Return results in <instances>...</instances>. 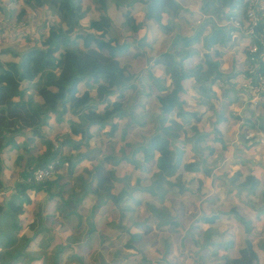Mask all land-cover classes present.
<instances>
[{"label":"trees","instance_id":"1","mask_svg":"<svg viewBox=\"0 0 264 264\" xmlns=\"http://www.w3.org/2000/svg\"><path fill=\"white\" fill-rule=\"evenodd\" d=\"M2 1L8 4L10 1L17 0H0V15L7 16L11 20H25L29 23L28 11L34 14L41 10H47V8H55V17L59 19V22L56 23L53 19L45 20L36 31L37 36L34 40L25 35L28 40L32 41V44L26 45V48L21 51L12 49H2L0 51L4 54L8 52L12 58L0 63V152L8 142L7 133L28 129L34 137L43 138L41 127L46 124V120L52 113H56L58 118L65 113L68 114L67 121H65L68 123L69 132L61 137H56L58 146L54 147L51 141L47 140L45 151L40 155L29 157L26 162L27 169H25V172L28 176L33 170L46 167L51 161L58 158L57 163L53 166V175L39 183L28 181L19 184L25 188H35L36 191L44 189L48 196L56 198V209L59 215L64 218L72 214L81 216L79 205H81V199L85 194L96 195L100 200L98 201V203H101L100 206L103 205L102 207L107 206L109 208L107 214L116 212L118 214L121 210L120 214L124 216V210L137 211V206L135 208L129 206L125 209L119 207V203L128 192L126 186L117 189L118 180L114 166L118 164L119 158H117L118 161L115 159L112 160V163L107 164V161L112 158L111 154H103L102 158H99L93 164L92 169L88 172L89 177L70 176V183L74 179H81L83 185L80 187V194L73 193L71 198L68 193L66 194L65 189L63 191V187H59L58 191H53L52 188L58 185L62 178L63 162L68 161L65 170L70 175L75 162L70 154H62L60 147L67 145L77 148L83 142L87 144L88 137L93 136L90 131L92 125L98 126L100 129L110 126L107 133L111 136L114 135L118 125L117 120L122 119L126 112L124 108L126 91L135 89L134 74L121 63L117 52L126 50L128 39H133L135 42L134 55L143 56L144 52L141 45L145 33L142 34L141 38H136V33L153 24H158L164 32L169 33V31H172L171 28L174 29V26L164 22L163 17L167 11L176 14L179 9L178 2L176 0H110V7H107L105 0H20L21 5L17 9L12 8L9 12ZM88 1L92 2L91 10L86 9ZM217 1L222 6H227L228 3L230 6L238 3L241 8L243 7L242 0ZM141 4L145 9L141 14L142 18L137 19L134 12L140 8ZM121 8H125L123 14L120 13L122 16L120 27L123 29L117 27L113 17V13ZM217 10H220V8ZM221 11H218V13ZM80 23L86 28L79 27L78 24ZM4 27H7V25H4ZM259 27L260 30H263L264 24ZM206 29V27H203L201 30ZM199 32L197 28L196 30L193 29L191 36H181L180 33H175L173 42L175 44L182 42V46L173 49L170 53L164 52L159 55L158 60L163 64L164 74L157 79L156 85L160 92L165 93V96L160 93L154 95L161 113L157 116V126L153 133L146 137L138 132L134 139L139 136L144 137L145 140L144 142H135L132 139L133 143L127 141L130 135L125 128H122L118 133L120 140L132 147L129 153L130 157L124 154L121 147L119 149V152L122 153L121 157L133 162L136 166H140L137 159L143 158L145 160L143 164L145 167H141L140 174L136 178L138 183L146 180L141 172H148L153 166L151 183L146 189L154 195L159 196L162 194L160 191H162L161 184L163 182L170 184V178L182 176V173L177 171L181 167L180 163L184 161L186 153L176 145L182 134L185 135L186 144L190 141L193 152L198 153V150H202L203 153L205 152L203 150H206L208 146L205 144L206 142L204 143L206 134L204 131H198L195 125L187 128L173 116V112L183 104V101L178 99L177 92L185 90L183 88L184 81L195 80L207 96L209 95L207 92L210 91L209 85L221 75L218 69L219 53L217 51L213 57L210 56L209 51H206L203 54V60L199 64L191 66L190 69H183L181 61L197 53L195 49L187 48L192 42L198 41ZM229 42L230 36L224 31V28L215 25L204 39L207 48L215 44L224 45ZM16 58L18 61H16ZM165 76L174 85L171 90L177 87L174 91L176 94H166L167 87L160 85V80ZM31 83L35 86L34 94L38 99L35 105H33L31 99L24 98ZM207 85L208 87H206ZM90 89H95L97 95H90ZM164 113L168 114L164 115ZM250 116L249 122L254 124L258 119L252 117L253 113H250ZM73 135H80L79 141L71 139L70 136ZM183 144L185 145V143ZM57 154H59L58 157ZM205 155L207 156V154ZM191 164L185 163L184 168L197 174L200 172L205 178L209 177L210 167L205 157L202 156L199 161H193ZM29 166L32 167L29 168ZM1 170L2 163L0 159V172ZM196 180L198 183V177H196ZM245 180L246 183L251 180L253 182L255 178L252 175H247ZM70 183L66 184L70 185ZM202 184V181L199 180L196 189H187L186 191L183 189L181 192H189V194L196 192L198 194V187H201ZM89 185H93V188H90ZM3 188L4 183L0 177V191ZM64 195L67 196V199H64ZM14 196L11 194L6 204L0 205V264H14L13 262L16 261L12 252L14 250L17 256L29 257L30 255L29 252H22L23 249L20 248L24 247L25 244L20 245V238H16L14 235L20 227L16 216L23 210V200L19 197L20 200H17ZM173 201L174 204L179 203L180 207L182 201ZM173 201H171V205ZM6 211H9V214L14 216L15 219L9 222V227L3 228L5 223L3 215ZM145 211L142 215H137V218L132 222V224L141 225L144 229V231L141 229L138 233H133V240L137 241L142 237V232L150 230L151 222L154 220L148 216V212L154 213L156 217H159L160 214L153 207L147 209L148 212ZM175 214H180V211H172L169 213L168 219L160 220L157 225L171 226L173 229L180 231L182 222H180V217L174 218ZM203 218L204 224L198 223L197 218L192 229H200L205 224L213 222L215 215L204 216ZM209 235L210 232L205 236L207 242ZM126 238L125 242H130V239ZM21 239L26 242L27 237H21ZM187 240L194 245L198 242L193 237V233L187 237ZM80 241V239L75 238L72 242L77 243ZM228 241H230L229 245L225 244V247H231L234 243L233 240ZM63 243L59 244L58 247L60 248ZM133 247V245L127 244L125 249L129 251ZM123 250V246L118 245V248L112 251V255L115 257L122 256L124 255ZM238 253V259L235 260L223 255L216 264H256V255L250 245H242L238 249ZM141 259L143 260L142 264H149L144 254H142ZM98 264L111 263L99 260Z\"/></svg>","mask_w":264,"mask_h":264},{"label":"rangeland","instance_id":"2","mask_svg":"<svg viewBox=\"0 0 264 264\" xmlns=\"http://www.w3.org/2000/svg\"><path fill=\"white\" fill-rule=\"evenodd\" d=\"M106 5L110 6V0H105ZM2 3L9 9V12L11 11L12 8L17 9L19 5H21L20 0L17 1H10L8 4H5L4 1ZM92 2L88 1V4H86V9L91 10ZM191 10V11H190ZM125 11V8H121L117 10L116 12L113 13V17L115 19V23L117 27H120V22L122 21V16L120 13L123 14ZM144 12V6L142 4L140 5V8L136 10L134 13H136L137 18H142V13ZM37 13V16H36ZM36 13H32L28 11V19H30V22H26L27 28L22 29V30H13L14 28L11 27L10 23L6 22L3 23L1 21L2 18L5 20H11V18H8L7 16H1L0 15V50L2 49H9V50H16V51H21L24 48H26V45L29 46L32 44V39H36L37 33L36 31L41 27L43 22L47 19H53L55 20L56 23L59 22V19L55 17L56 9L51 8L47 10H41ZM169 18L168 24L174 26V29L171 28L172 31H169L171 34L172 33H180L181 36H191L193 34V29L197 28L198 21L196 24L194 21H192L195 18V13L192 11V9H188V4L184 3V7L182 8L181 12H177L174 14V12ZM85 15V14H84ZM138 18V19H139ZM177 19V20H171V19ZM167 20V18H166ZM171 20V21H170ZM187 22V25L183 23V21ZM182 23L183 26L180 28H176V26H180ZM4 25H7V27H4ZM83 24L80 23L78 24L79 27L81 28H86V26H82ZM2 27V28H1ZM190 27V28H189ZM120 29H123L120 27ZM178 29V30H177ZM8 30V31H7ZM127 30V29H126ZM196 30V29H195ZM15 33H14V32ZM145 35L144 38L142 39V45L141 48L144 52L143 56H138L134 57L133 52L135 51L134 49V41L132 39H128V49L126 50H121L123 51L122 54L120 55L121 63L124 64V66L129 69L131 72H133L134 76V87L135 89L133 90H127L125 94V103H124V108L126 109L123 118L120 120H117L118 125L115 129V133L113 136L109 135L107 132L109 130L110 126H105L104 129H100L98 126H91L90 131L92 133V137H88L89 141H87V145L82 146V152L84 153L82 155L77 154L76 157L75 154L78 151V148H73L71 146L63 145L60 147L61 153L64 155H71L73 158H79L81 156V159L78 163H74L72 167V176L76 177L79 175L80 177H89V170L92 169L93 163L97 161L98 158H100V154L104 150V154H111L112 158H110L107 161V164L112 163V160H115L119 158V160H123L122 153L119 152L118 148L122 146L124 150V154L130 157V149L131 146L126 145L123 141L120 140L118 133L122 128H125L126 132L132 133L134 136L139 133H142L144 136L149 137L155 127L157 126V116L160 115L161 109L159 108L158 103L156 102V99L154 98V94L160 93L165 96V93L160 92L157 89H154V84L155 80H151L150 76H147V73L149 71V58H156L161 52L160 50L154 49V42L152 41V33L155 35V37H163L164 35L168 34L167 32H164L163 29L157 30L153 28V25H148L145 28ZM113 33V32H112ZM10 35V36H9ZM25 35H28L31 40H28ZM142 35H138L139 38H141ZM10 37V38H8ZM199 41L202 40L201 36H199ZM171 41H173V37L171 38ZM201 43L197 42H192L190 45H188L187 49H198V51H205V47L201 45ZM178 45L182 46V42H178ZM160 51V52H159ZM121 53V52H118ZM12 58L6 52L4 61L6 60H11ZM16 61L18 59L16 58ZM152 61V60H151ZM3 62V60H2ZM132 62L133 64H129ZM139 67L137 69L136 67ZM231 67L230 65L227 66V69ZM135 70H138L136 73ZM162 80H160V84H162ZM157 83V81H156ZM163 85V84H162ZM235 87L238 85V81L235 79L234 82ZM173 84L170 82L168 84V92L170 95L174 94V92L171 90ZM188 86L184 91H179L177 92L178 99L183 101V104H181L180 108L175 110L173 112V116L177 118V120L180 122H194L198 121L201 122L202 124L204 123L205 127L202 126V124L198 125V131L203 130V131H209L212 130L210 128H214L216 126V118L220 115L217 112H212V111H217L218 108L220 107V103H226L225 98L222 95V93H217L219 90L215 88V93H210L209 95H205L204 91L202 89H199L198 83L194 80V83H191L188 81ZM35 86L33 83L29 85L28 91H26L24 98L25 99H31L33 100L32 96H34L35 100L37 99L35 93ZM177 87H174L176 89ZM208 93V92H207ZM90 95L96 96L97 91L95 89H90ZM227 96V95H226ZM214 97H218L217 101H215ZM35 102V101H34ZM33 103V101H32ZM210 105H212V109H210ZM208 110L207 112H203V117H199L198 113L200 112L201 109L204 107ZM227 107L231 108L230 111L232 112V105L231 103L226 105ZM211 110V111H210ZM168 113H164V115H167ZM72 116V115H71ZM69 116V117H71ZM68 118V114L61 115L59 118L56 113H52V115L46 120V125L43 127V138H36V143L33 148L28 147V149L23 153L24 155V161L25 158H28L27 155L29 154H37L39 149H43V146H45V143L47 140L51 141L54 147L58 146V140L56 136H61L60 134L63 131V127H68V124L65 122V120ZM71 119V118H70ZM189 128V127H187ZM67 131V129H66ZM218 131V130H217ZM236 131V130H235ZM61 132V133H60ZM233 133V132H232ZM193 134V133H192ZM220 135V132L218 133ZM238 134V133H237ZM191 135V134H190ZM232 135V134H231ZM33 136V135H32ZM212 136L215 137L216 134L212 133ZM236 137L235 133L231 136ZM80 135H73L70 136L71 139L74 141H79ZM221 137L226 138V134L223 132L221 134ZM130 137H128L127 141L129 140ZM46 139V140H45ZM135 142H144V137H136ZM212 137L210 139L204 138V143L205 141H211ZM187 140L185 138V135L182 134L179 138V141L176 143V145L180 148L183 147V149H186L188 151L187 154H191L190 150V141L186 144ZM237 142V141H235ZM130 143H133V141H130ZM185 143V145H183ZM208 143V142H206ZM205 143V144H206ZM209 144V143H208ZM207 144V145H208ZM88 146V147H87ZM87 147V149H86ZM112 147V148H111ZM36 150V151H35ZM81 151V150H80ZM207 152V151H205ZM240 153V152H238ZM240 156L242 154H237L236 156ZM59 154H57V157ZM114 156V158H113ZM90 157V158H89ZM23 159V158H22ZM200 157L199 154H194L192 157H188L187 160L184 158V161H182L180 164L181 167H179V170L177 171L178 173H182V176L178 177H172L170 178V184L167 182H163L161 184L162 193L161 195H154L152 192H149L147 187H149L151 183V176L152 172L154 171L153 166L149 169L148 172L145 171V173L142 171V175L146 177V180L144 182L140 181L139 183L137 182L136 178L140 174L141 167H145L143 165L145 163V160L143 158L137 159L138 163H140V166L132 165L131 163H128L127 160L125 162V167L127 170V177L125 178H119L118 182L119 184H123L127 188L128 194L124 196V200L119 203V205H128L131 208H135L137 206L138 210L137 211H132V210H124V216L120 217V211L112 214H106L108 213L109 208L107 206H104L101 208V213H105L107 223L100 224L102 222V216L103 215H95L97 212V208L93 209V212L91 213V216L95 217L96 222H94L93 229L90 231V237H87L83 239L81 242H77L75 246H71L70 242L67 241L68 243L64 244L56 253V256L53 255V257H49L47 254L45 258L42 260V264H51L54 259H56L54 262L55 264H98V261L101 260V262H110L111 264H142L143 260L141 259L142 254L145 255L146 259L148 260L149 264H216L219 260V254L221 253L222 250L225 249V244L229 245L230 241H224L220 246H216L215 244H210L209 240L208 242L206 241L204 235L201 234L200 229H192L193 223L197 220L198 216V200L194 199L196 195L194 193L189 194V192L185 193H178L179 187L182 186L183 189H196L198 186L196 177H198L197 173H194L193 171L186 170L184 168L185 163H192L193 161H199ZM210 159V157H209ZM207 159V163L212 165V161ZM21 160H17L16 166L13 169H7V170H14L17 168L18 170L21 168L19 165V162ZM55 161L57 163L58 158H55ZM68 161L63 162V169L67 167ZM124 164V161H123ZM227 162H225V165ZM192 165V164H191ZM249 165L246 164V167ZM20 167V168H19ZM116 168V166H114ZM227 165L221 169L225 170ZM119 168V167H118ZM8 172V171H7ZM20 173V171H18ZM231 172L230 175H233ZM117 174V173H116ZM7 177L5 176V179L8 180L10 178L11 173H6ZM63 177H66L67 181L71 179L69 175H67V172H64ZM233 177V176H232ZM235 177V176H234ZM14 178V179H13ZM10 179V186L17 191H19V183H27L26 178H22L21 176L19 179H17V176L13 177ZM227 178V177H226ZM235 178L232 179V186H236L237 188H240L241 185L239 182H234ZM16 182L18 184H16ZM257 182V181H256ZM255 181L249 182L247 184H250V186L255 187L257 185ZM67 185V186H66ZM63 187V191L65 189L66 194L68 193L69 196L71 194L76 193L80 194V187L83 185L81 179L77 178L71 181L70 185L66 184ZM141 186V187H140ZM10 187V188H11ZM66 187V188H65ZM88 187V186H86ZM151 187V186H150ZM153 187V186H152ZM151 187V188H152ZM216 187H220V184L215 181L213 185L211 186L212 188V193L216 191ZM8 189V191H11V189ZM139 188V189H138ZM53 191H58L55 190V188H52ZM210 191V189H209ZM16 191L12 192L11 194H15V198L18 200V196H16ZM90 194H86L84 197V204L83 206L81 205L80 212L84 213L87 215V211L89 210L87 199L89 198ZM22 198V209L23 206L30 207L29 205L36 204L37 200V194H32V195H24L20 194ZM198 196V194H197ZM212 196L211 193H208L205 197V200L202 201V204L204 207H207L206 199L210 198ZM170 198V199H169ZM182 199L186 202V206L184 207L183 211H185L186 208L188 211V218L184 224L181 226V230H175L171 226H158L157 222L160 220L164 221L168 218V211L172 212H179L181 211V208L176 204H174L173 199ZM43 200V197L41 198ZM168 200H172L173 203L172 205L168 202ZM40 201V200H38ZM183 202V201H182ZM206 203V204H205ZM196 207L194 209L192 208V205H195ZM109 206H111L109 204ZM183 206V204H182ZM154 208L155 211L159 212V217H156L154 213H149L147 209ZM146 210V211H145ZM148 212V216L152 217L154 221L151 222V228L148 231L142 232V237L140 239L133 240L132 239V233H138L140 229H143L141 225L139 224H134L129 226V233H128V238L130 239V242H125V246H123L124 250V255L122 256H113L112 251L114 249L118 248V245H116V238L114 237V231L118 226L124 225V229H127V223L133 219V215L135 218H137V215H142L143 212ZM154 211V212H155ZM30 214V213H29ZM118 215V216H117ZM5 223L8 224L9 222L13 221L15 219L14 216H11L9 214V211H6L3 215ZM89 217V214L88 216ZM110 217H112V220H108ZM231 217V216H230ZM18 218V216H16ZM72 218V217H70ZM74 218V217H73ZM47 221L50 218H46ZM88 219V218H87ZM55 220V218H54ZM81 221H84L83 218H81ZM26 222V220H24ZM38 222V220H37ZM54 225V224H53ZM82 227V226H81ZM80 225L76 227V230H79ZM102 228L104 229L105 233V238L100 241V237L98 238V233L97 231ZM224 228V224H222L220 227ZM20 227L18 228V230ZM195 230V231H194ZM193 233V237L198 241L195 245L191 244L188 242L187 237ZM209 233V232H208ZM222 236V235H221ZM109 237V238H108ZM213 238V237H212ZM211 238V239H212ZM38 242L35 238L30 239L27 241L24 245V247H21L20 249H27L29 250L28 252L30 253L29 257H26L24 255H16L15 250L12 251L16 258L13 263L14 264H23L21 261H26L27 258L29 260L27 261L26 264H36L35 262V257L40 255V244L42 242V238ZM212 241H218V238L212 239ZM207 242V243H206ZM206 243V244H204ZM68 244V245H67ZM127 244H131L134 247L130 248L129 251L125 249L127 247ZM147 244V245H146ZM203 245V246H202ZM214 245V246H212ZM15 246V245H14ZM17 246V245H16ZM69 250V253H66V250ZM131 252V255H130ZM217 254V255H216ZM260 253H257L259 255ZM126 255H128L126 257ZM223 256H221L222 258ZM257 257V256H256ZM236 258V257H235ZM262 263L264 264V256L260 257ZM238 259V257H237ZM257 262V261H256ZM257 264V263H256ZM260 264V263H259Z\"/></svg>","mask_w":264,"mask_h":264},{"label":"crops","instance_id":"3","mask_svg":"<svg viewBox=\"0 0 264 264\" xmlns=\"http://www.w3.org/2000/svg\"><path fill=\"white\" fill-rule=\"evenodd\" d=\"M176 1L179 4L178 12L179 11L181 12L182 8L184 7V3H186L188 4V9H192V11L195 13V18L192 21H194L195 24L198 21V25H197L198 32L201 31L199 32V35H198V43H201V41H199L200 39L199 36H201V39H203L201 45H203L206 49L204 52L198 51V49H195L197 53H195L193 56L189 58L183 59L181 61V65L183 69H190L191 66H194L197 63L199 64L203 60V54L206 51H209V54L211 57H213V55L217 51L219 53V56H218L219 68L218 69L221 72V75L220 77L214 79V82H212V84L209 85L210 91H208V94H210L211 92L215 93V88H217V90H219V92L217 93H222V95L225 98V102H226L225 104L223 102L220 103V107L218 108L217 111H212V112H217L220 114L216 118V125H219V126H216L215 129L210 128L212 130H209L207 132L204 131L206 133L204 138L210 139L212 137V140L210 142L205 141V142H208L209 144L206 143L208 144L207 149L203 151H207V152L202 153V150H198V153H196V152H193L190 148L191 154L189 155L187 154L188 151H186V149H183V147H180V149H182L186 153L184 157L186 160L188 157H192L194 154H199L200 159L202 156L205 157L206 159H209L210 157L209 160L212 161L213 163L212 165H210L211 167H210L209 177L205 178V176L202 173L198 172V184H199V180H201L203 184L201 187H198V196L196 192L195 193L193 192L196 195L194 199H196V201L198 200V216H197L198 223L204 224L205 222L203 220L204 216L215 215V219L213 220V222L205 224L203 227L200 228L199 231H201V234H205L204 237L207 235L208 232H210L209 242L210 244H215L216 246H220L222 243H224V241L233 240L234 243L231 245V247L229 246L225 247V249L222 250L221 253L219 254V257L226 255L236 260L237 257L239 258L238 249L242 245L248 244L250 245L254 254L257 256L256 263L263 264L260 257L264 256V115L260 116L258 120L254 122V124L250 123L249 119L251 117L250 113H252V110L249 109L247 106L243 105L242 95L239 92L238 85L237 87H235L234 85L235 70L238 67L243 66L245 64V59L243 58V55H242V48L246 44L247 41L244 38H240L235 42L230 37L229 43H225L224 45L215 44L210 48H207L204 43L205 36L210 33L211 28L214 25L218 27V22L221 16L226 13H230V12H232L233 14L237 13L239 9V5L238 3H235L234 5L230 6L228 3L227 6H222V4L218 3L217 0H209V1H206V0H176ZM107 7H110V6H107ZM218 8L222 10L220 13H218V11H220V10H217ZM172 14L173 13H171V11L165 12L163 21L169 22L168 19L171 18L170 16ZM171 20H177V19L173 18ZM183 23L187 25L186 20L183 21ZM181 26H183L182 23L180 26H176V27L177 28L179 27L181 29ZM203 27H206L207 29L201 30ZM153 28L157 30L161 29L158 24H153ZM224 31L226 30L224 29ZM143 33H146L144 29L138 31L135 37L139 38L138 35L140 36ZM174 34L175 33L171 34L169 32L168 34H166V36L164 35V38H163L161 36L155 37V35L152 33L151 38L155 45L154 49H157V48H158L157 50L161 49V52L159 51L160 53H164V52L170 53L173 49L180 47L181 45L175 44L173 41H171V38L173 37ZM133 43L135 45V42ZM119 52L121 53L117 52V54L123 53V51H119ZM4 55H6V53L4 54L0 52V63L4 62V58H5ZM159 55L156 58L154 57L153 59L152 58L148 59L149 60V67H148L149 71L147 73V76L151 75L150 76L151 80H155L154 89H157V90H158V87L156 85V81L157 79L161 78L164 74L163 64L158 60ZM135 57H138V56L134 55V57L132 58L134 59ZM118 58H120V55L118 56ZM129 64L132 65L133 63L130 62ZM228 65H230L231 67L227 69ZM136 68L139 69L138 66ZM134 71H136V73L138 72V70H135V69ZM161 80L163 81L162 82L163 85L162 84L160 85L167 87L168 89V84L171 82L169 78L165 76ZM188 81L191 83H194V80L184 81L183 82L184 89L189 87ZM198 86H199V83H198ZM206 87H208V85ZM172 91L174 92L175 89H173ZM168 93L169 92L167 91L166 94ZM156 94L157 93L155 92L154 95ZM174 94L176 93L174 92ZM32 98H33L32 100L33 105H35L38 99L35 100L34 96H32ZM214 99L215 101H217L218 97H214ZM229 103H231L232 105V112L230 111L231 108L226 106ZM210 109L213 110L212 105H210ZM203 112L208 113V110L206 109V107L200 110V112L198 113L199 117H203ZM180 123H182L185 127H190L191 125H195L197 129H198V125L202 124L201 122H198V121H194V122L180 121ZM45 125L46 124L42 125L41 127L42 133H43V127ZM204 125L205 124L203 123L202 126ZM62 129H63V131H61L62 133L60 132L61 136L69 132L68 127H63ZM217 130L220 132V135L217 134L218 133ZM200 131H203V130H200ZM223 132L226 134V138L221 137V134ZM212 133H215L216 136L213 137ZM234 133L236 137L234 136L232 138L231 136ZM248 133H251L252 136L249 138L248 137L246 138V135ZM7 137H8L7 138L8 142L4 145L2 151L0 152V159L2 163V170L0 172V177L4 183V188L0 191V205L6 204V202L9 200L11 196V193L14 191H16L15 192L16 196H18L21 199L23 197H21L20 194L32 195L34 193L35 194L38 193L36 204L34 203L32 205H29L30 207L23 206L22 212L17 215L18 216L17 220L20 225V229L17 232L15 231V234H14L16 238H20V241H21V243H19L20 245L25 244L27 241H29L32 238H35L38 242L41 240L40 238H42V242L40 244V255L34 258L36 264H42V260L43 258L46 257L47 254L49 255L50 258L53 257V255L56 256V253H58L59 249L64 244L68 243L67 241L70 242L71 246H75L77 243L72 242L75 238H78L82 241L83 239L90 237V233H91L90 231L93 229L94 222H96L94 216L90 217L91 213L93 212L91 211L92 209L97 208V212L95 213V215H103L102 216L103 219L100 224L108 222L106 219V216H104L107 214V212L106 214L101 213V208L103 205L100 206L101 203H98V201L100 200L94 194H90L89 198L87 199V203H88L87 208L89 209L87 213L89 214V217H87L88 214L85 215L84 213L81 212V216H75L72 214L69 217L64 218L59 215L56 209V198L54 197L52 198L48 196L47 192L44 189L36 191L35 188H30V187L25 188L24 186L20 184H19V191H17L15 187L12 188L10 184H8V182H10V179H12L15 176H17V179H19L20 176L24 179L27 175L25 172V169H27L26 162L28 158L31 156L40 155L43 151H45V146H43V149H39L38 151L35 150L36 152H38L37 154L27 155L28 158H25V161H24V155L20 151L25 153L28 147L33 148L36 143L35 141L36 139H34V136H32L31 131L28 129L15 131L14 133H7ZM132 139H134V135L130 133V138L128 141H132ZM84 145H87V144L83 142L81 145L78 146L79 149L76 152L74 157H76L77 154H80V155L84 154V153H80L82 152L83 150L82 146ZM121 147L122 146H120V148ZM120 148H118V150ZM103 154H104V150L100 154V158H102ZM204 154H207V156L206 155L204 156ZM237 154H242V155L236 156ZM18 159L21 160L19 162V165L21 166V168L19 167L20 168L19 170L17 168H15L14 170H7L8 168L13 169L14 167L12 166H16ZM73 159L76 163H78L81 159V156H79V158H73ZM123 161H124V164H123ZM125 161L126 159L119 160L118 164L115 165L116 173H117L116 174L117 180L120 177L122 179L127 177L128 172L126 170L125 163L128 162L134 165L133 162H130V161L125 162ZM225 162H227L226 164L227 167L223 171L221 169H223L226 166ZM246 164H248L249 166L246 167ZM31 167L32 166H29V168ZM29 168L28 170H30ZM18 171H20V173H18ZM61 171L63 175H64V172H67V170L65 169H61ZM231 172H234L232 173L233 175H230ZM6 173H11V176L10 178H8V180L5 179V176L7 177ZM63 175L58 185L54 187L55 190H58L59 187L64 186L68 182L70 183V180L67 181L66 177H63ZM67 175L72 176L68 174V172H67ZM247 175H252L255 178V182L257 181L256 182L257 185L255 187H252L250 186V184H247L248 182L246 183L245 179L247 178ZM233 178H235L234 182H239V183L243 182L242 184H240L241 185L240 188H237L236 186L234 187L232 186L231 180ZM215 181H217L220 184V187H216L217 188L216 191L212 193L211 186L213 185ZM228 181H230V183H228ZM16 184L18 183L16 182ZM116 186H117V189H121L122 187H124V185L119 184V182H117ZM89 187L93 188V185H89ZM9 188L11 189V191H8ZM181 191H183V188H179L178 193H184ZM184 191H186V189ZM208 193H211L212 196L206 199L207 200L206 203L208 206L204 207L202 204V201L205 200L206 198L205 196ZM85 195L81 199L82 206L84 204L83 200H84ZM42 197H43V200H41ZM70 197L72 198V194ZM64 199H67V196L64 195ZM123 200L124 198L122 199V201ZM173 200H177L179 202L183 201L180 203V208H181L180 214L178 215L175 214L174 218L180 217V222L184 224L188 218L187 209L189 208H186L185 211H183L184 207L186 206L187 201H184L180 198L173 199ZM171 201L172 200L170 201L168 200L170 204H171ZM181 204H183V206H181ZM81 205H79V208H81ZM177 205L179 206V203H177ZM119 207H121V205H119ZM127 207L129 206L122 205L121 208L125 209ZM191 207H192L190 208L191 210L194 209L196 207V204L192 205ZM120 213H121V210H120ZM169 213H168V216H169ZM46 218H50V219L47 221ZM81 218H83L84 221H81ZM134 219H135V216L133 215V219L129 221V223L131 224L127 223L128 225H127L126 230H123L124 225H121V226L117 225L116 229L113 230L114 233H116L114 234V237L117 240L116 245H120L121 247L125 246V241L127 239L126 237L128 236V233L130 232L128 229L130 225H134L132 224ZM24 220H26V222H24ZM110 220L112 219L110 218ZM222 224H224V228L220 229L219 227ZM78 225L82 227L79 230H76V227ZM7 227H9V223L8 224L4 223L3 228H7ZM97 233H98V238L100 237V241H101L102 239L105 238L104 234H106L107 232L105 233L104 229L102 230V228H100L97 231ZM21 237H27L26 242L25 240L21 239ZM215 237L218 238V241H212V239H214ZM62 242L64 243L59 248L58 246ZM23 251L28 252L29 250L23 249L22 252ZM66 253H69L68 249L66 250ZM257 253H260V254L257 255ZM28 260L29 258H27L26 261H23V262L21 261V263L26 264ZM55 260L56 259H54V261ZM220 260L221 259L219 258L218 262ZM54 261L51 264H55Z\"/></svg>","mask_w":264,"mask_h":264},{"label":"built area","instance_id":"4","mask_svg":"<svg viewBox=\"0 0 264 264\" xmlns=\"http://www.w3.org/2000/svg\"><path fill=\"white\" fill-rule=\"evenodd\" d=\"M242 5L237 13L222 15L218 27H223L235 42L240 38L247 41L242 48L245 64L235 70L234 77L238 81L243 105L252 110L254 119H258L264 115V29L260 30L259 27L264 24V0H242ZM1 21L10 23L15 31L27 28L22 20L2 18ZM251 136L248 133L246 138ZM55 163L56 161H51L46 167L33 170L26 176L27 182L39 183L51 177Z\"/></svg>","mask_w":264,"mask_h":264},{"label":"water","instance_id":"5","mask_svg":"<svg viewBox=\"0 0 264 264\" xmlns=\"http://www.w3.org/2000/svg\"><path fill=\"white\" fill-rule=\"evenodd\" d=\"M262 23H263V21H262ZM89 102H91V101H89ZM120 211V210H119ZM120 217H121V214H120Z\"/></svg>","mask_w":264,"mask_h":264}]
</instances>
